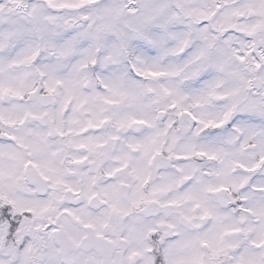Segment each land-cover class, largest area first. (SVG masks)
<instances>
[{"label": "snow or ice", "instance_id": "1", "mask_svg": "<svg viewBox=\"0 0 264 264\" xmlns=\"http://www.w3.org/2000/svg\"><path fill=\"white\" fill-rule=\"evenodd\" d=\"M0 264H264V0H0Z\"/></svg>", "mask_w": 264, "mask_h": 264}]
</instances>
